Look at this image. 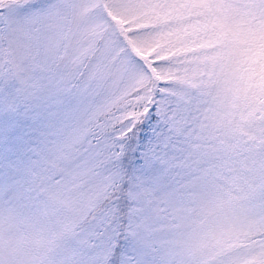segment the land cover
<instances>
[{
  "label": "snow or ice",
  "instance_id": "6c2138e0",
  "mask_svg": "<svg viewBox=\"0 0 264 264\" xmlns=\"http://www.w3.org/2000/svg\"><path fill=\"white\" fill-rule=\"evenodd\" d=\"M0 264H264V0H0Z\"/></svg>",
  "mask_w": 264,
  "mask_h": 264
},
{
  "label": "rangeland",
  "instance_id": "374dc122",
  "mask_svg": "<svg viewBox=\"0 0 264 264\" xmlns=\"http://www.w3.org/2000/svg\"><path fill=\"white\" fill-rule=\"evenodd\" d=\"M123 2H125V0H111V3L114 4V5H119V4L123 3ZM121 11H122V14L123 15H129V16H131V15H134L135 14L131 10H128V11L121 10ZM149 14H153V13H149Z\"/></svg>",
  "mask_w": 264,
  "mask_h": 264
}]
</instances>
